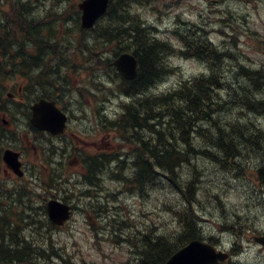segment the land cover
<instances>
[{
    "label": "trees",
    "instance_id": "1",
    "mask_svg": "<svg viewBox=\"0 0 264 264\" xmlns=\"http://www.w3.org/2000/svg\"><path fill=\"white\" fill-rule=\"evenodd\" d=\"M117 1L118 0H113V2H111L107 17L102 21L115 23L118 25L117 28L113 31L112 28H108L103 35L94 30L90 37V42L92 41L94 47H96L97 44H101L99 45L101 48H106V44H108L109 41L118 38L123 46L121 48L118 47L120 49L113 47L114 57L121 52H130L137 58V76L132 81L122 79V83L118 85L119 91H123V93L130 96L132 100L133 97H135V106L131 105L132 102L124 105L123 117L120 120L124 127L107 128L109 131H116L120 140L133 152L130 156V166L132 168V175L130 174L131 181L137 180L133 175L138 174H142L141 177L147 180V184L150 182L156 184L157 181L162 180V177H167L168 175L171 176V179L175 174V168H182L186 163H189V167L187 168H192L193 166H190L193 164L192 162L195 161L197 157L201 156H209L210 160L214 162L215 168H222L221 171L226 175H231L236 172V167L232 165V158L240 149L242 150V146L245 145L249 147L248 149L247 147L244 148L246 152H253L252 158H264L262 150L260 146H258L259 142L264 141V131L259 130L261 127L258 128V124L255 122L256 119L253 117L252 119L249 118L252 114L264 115V67H262L261 70H257V72H247L244 69L239 70L238 80L240 81L236 85L222 83L228 79L221 78V70L224 67L222 63L228 58L233 57V55L229 52L218 51L216 47H213L203 37H197L196 34L190 31L189 36L183 37V42L186 44L188 54L197 57L201 62H206L211 69L214 67L215 69L212 70V73L207 77H194L192 81L183 82L180 93L173 94V92L169 91V94L153 95L149 93V90L156 86L155 84L157 81H161L164 77L162 71V67H164L166 60L164 57L165 54L163 53L164 45L161 44L160 52H158L156 41L152 43L149 42L151 39L150 35L147 34L144 28L141 29L143 26L139 22L137 16L131 12L134 0H120L126 5V10L120 8L121 12H119V14H117L114 9ZM26 7L27 6L21 5L19 8V5H14L9 12H6L4 8L0 6V16L6 21L9 19H17V25L27 24L28 27H31L33 23L29 18L30 12ZM123 11L126 13L124 14ZM99 23L97 27L100 26ZM0 25H2V22H0ZM21 28L20 26L19 29ZM3 30L5 32L7 29L4 28ZM32 31L33 29L31 28L30 30H24V33L18 31V35H21L23 39L15 36L16 39H18H15L17 42L14 40L15 42L10 44L6 43L8 40H5L3 47L0 48V56H4L6 61L11 63L12 66L17 65L21 67L22 70H27V74L28 71H30V74H34L38 80H48L52 73H56L52 65L54 62H58V60L57 57L54 61L51 60L50 50L53 48L57 49V52H59L57 45H61V41L57 40L58 31L52 29L45 33L40 29L39 36L40 33L41 36L39 37V44L33 40H29V42L26 41L27 36H29ZM13 32L14 31L10 32L7 30L5 34L10 35V33ZM3 33L0 32V34ZM85 35L86 33H82V41ZM1 40L2 39H0V41ZM168 52L171 53V50L168 49ZM5 65V63H0V70L4 69ZM108 66L110 67V60ZM46 68H53L54 70L46 76L44 73ZM5 74L6 72L0 71V78H5ZM40 86L43 88L41 90H44V87L42 85ZM47 86L53 89L50 83ZM134 88L138 90L137 93H133ZM173 95H177L176 101L179 103V106L169 110L167 109L166 102H173ZM43 96L52 99L47 93L43 94ZM240 100L241 103L237 109H229L233 103L235 104ZM238 109L239 114L237 115L236 111ZM243 111H246L247 114H244ZM234 114L236 117L233 116ZM194 116L202 118L199 119L200 121L202 120L201 123L203 126L199 125L200 121L192 126L191 119H193ZM262 117L264 118V116ZM136 128L140 136L138 133L132 135ZM257 132H261L263 136L257 137L255 135ZM149 134V138L146 137ZM251 135L254 136L253 140ZM233 137L235 138L233 139ZM195 152L200 156L193 155ZM236 162L240 168L241 162ZM103 163L106 165L109 162L103 159ZM149 163H152V168L155 170H148ZM125 168L122 167L119 170L124 171L126 170ZM255 168H257V165ZM146 171H150L153 175L146 178L144 175ZM196 172L197 173L192 172L194 173L192 179H194L195 182L198 181L200 175L204 173L201 169H197ZM262 175L264 179V173H262ZM199 185L201 186V184ZM198 186L192 189L190 188L187 192L182 191L180 193L182 197L180 201H178L179 204L174 202V204L171 205H163L174 217L173 220L176 225L172 226V229L168 228L164 234H156L154 233L155 229L151 225L142 227L140 230L137 229L136 234L138 236L128 234V236L133 235V237L125 239L124 242L127 245H131L133 249V258L130 262L124 264H163L177 249L186 245L188 241L199 239L200 225L199 222H197L198 219L195 215V208L193 207L194 203L200 200L198 195L194 196ZM136 187L139 189L145 188V186L140 184ZM215 191L216 186L213 184L208 188L209 197L205 195L207 197V210L215 209L217 205L220 206L217 199L218 195L213 194ZM131 223L134 227L136 226L134 221H131ZM0 237L5 239L4 232L0 231ZM123 237H125L124 234ZM0 250L5 253L4 258L10 257L7 250L3 248H0ZM36 253H34L32 257H36ZM14 254L13 257H17L18 253L16 251H14ZM0 264L6 263L2 259Z\"/></svg>",
    "mask_w": 264,
    "mask_h": 264
},
{
    "label": "rangeland",
    "instance_id": "2",
    "mask_svg": "<svg viewBox=\"0 0 264 264\" xmlns=\"http://www.w3.org/2000/svg\"><path fill=\"white\" fill-rule=\"evenodd\" d=\"M29 1L33 5L32 9L27 8V10L30 12L29 18L33 23V24L31 23L32 26L28 27L27 24L26 25L19 24V25H14L12 28H9V31L12 29L11 31L14 32L21 31L22 33H24V30L25 31L30 30V28L33 29L31 34L27 36L26 41L29 42V40L30 41L33 40L37 44H39L40 41L39 37L41 36V33L39 36V30L41 29L46 33L49 32L53 26H58L59 24H60L59 25L60 32L63 28H70L74 31V33L75 30L78 29L75 23L76 16L74 13L76 12L77 5L81 3V0H21V4ZM165 1L167 3H170L171 7H173L168 15L169 18L166 17L163 20L165 24L167 23V21L172 22L174 16H176L177 13H182V17L187 23L201 24L203 21H205L206 23L215 20V23L213 24L212 27L219 28L221 26V23H219V19H218L219 16L216 17H213L215 15L211 16V10H215V11L221 10L225 14L229 13L233 21L236 20V17L243 18V20L239 23V25L236 26L235 29H227V31H229V34L232 35L231 37H228L229 39L226 38L225 41H222L220 37L214 34L211 37V41L213 43H216L217 45H220L221 47L219 48L223 50H226L228 46L225 47V43H228L229 47L231 48L230 51L235 56V58L234 57L228 58L226 61L222 63V66H224L223 69L221 70L222 75L223 73H226L227 70L229 69L235 71V68H238L241 65L244 68L247 67L248 69H250L251 67H258L262 63H264V0H254L246 4L243 3V1L238 2L236 0L235 1L229 0L226 1L223 5H220L219 7L215 6L213 3L211 4L209 0H165ZM15 2L16 0H6V1L4 0L2 1V5L4 6L3 8L7 10L9 9L8 3L13 4ZM148 10L150 9L149 8L143 9L141 12V17L145 18L147 23H152L154 22V19L151 16V14L146 13ZM50 11L54 12L56 15L61 17L53 16L50 13ZM60 11L62 14L60 13ZM20 26L22 27L21 29H19ZM244 29L249 30V32L247 33L248 35L244 33ZM0 32L3 33L4 30ZM63 37L66 38L64 31L61 32V36L58 38L60 39V41H62ZM15 39L16 37L9 38V40L6 41V43L11 44L12 42L18 40ZM4 43H5L4 39L0 41V48L3 47ZM170 64L175 68H178V71L172 75H168L167 78H164L163 86L155 90L156 92L169 88L173 85H177L181 80H191L192 77L200 75V73L206 70V67L204 65L202 66L199 62L192 59L185 60L180 58L179 59L172 58L170 60ZM63 71H61V74H63ZM86 72L87 70L82 72L84 75L76 72L75 73L67 72L66 79L69 81L71 86L74 87V89L77 88L78 90H80V95H83L85 93V91L89 87V84L92 87L98 88L99 89L98 91L95 90V95L98 101L103 100L106 103V106H108L107 114L111 116L112 115L111 113L113 111L119 113L121 111L120 104L124 102V99L119 97L120 94L114 92L111 95L104 88L100 86L99 87L96 86L93 83L94 76H90L91 72L88 71L87 74ZM44 73L46 76L50 74L46 70ZM61 74L52 73V75L48 80H40V81L37 80L36 85L45 86L50 83L51 86L53 87L55 85L54 82L60 81V78L62 77ZM230 74L233 76V73ZM96 82H98L97 77H96ZM102 83L108 87L113 85L111 83H108L106 79ZM8 85L14 89H17V84L16 86H13L11 83H9V81H5L4 86L8 87ZM40 87L35 89V92ZM45 89L48 92H51L52 90L48 87H46ZM7 93H9L7 89L2 92L0 91V95H1L0 105L3 108L9 107L14 109L15 106L13 105V102H9V103L7 102V98H6ZM56 95L58 97L57 101L60 104L59 106L60 108L64 110L67 109L70 115L71 114H73L74 116L79 115L77 113L78 109H76V106H80V104L84 101V96H80L78 95V93L73 95L71 93L66 92V89L64 90V96H60L58 94ZM37 96H39V93L32 94L30 96L31 99L29 97V93L23 95V97H26L28 100L30 99V102H32V99H35ZM18 100L19 98L18 99L16 98V102H15L16 104L19 102ZM88 102L90 101L88 100L87 103ZM14 111L17 114L16 116L18 117V123L16 124L14 123L12 127L11 126L4 127L0 122V151L4 146H8V145L15 147L17 150H22L21 154L23 156V162L25 167H28V169H27V175H25V177L21 179V181L18 184L30 182L32 179L31 178L32 174L35 173L34 168L36 167V178H37V182H39L37 184L38 196H36L39 202L38 206L43 207L45 205L43 199L48 198V196L52 194L51 191H56V195L58 197L57 199L60 200L63 199L66 202L70 201L71 202L70 204L75 206L73 215L69 220V222L66 224V226L58 231L56 230L55 232L47 233V235L41 233L42 242L45 238H51L54 249L59 250L61 255L68 253L69 254L68 258L70 259V263L72 264H121L126 262V260L129 258L130 255L129 248L124 244L120 245V242L118 240H115L114 236L117 234L119 235V232H118V227L114 226L113 223H111V218L113 215H111L110 219L108 220V223H110L112 227H108L107 220L105 219V217L102 218L100 214H98L96 219L89 218L90 214L82 211V209L84 208L83 204L86 201L84 200L78 201L74 199L67 200L63 198V195H68L69 193V192L67 194L62 193L63 190L60 189V185L63 182L64 178L62 176L61 180H59V178L55 177L56 175L61 174L60 172L56 173V170H59L60 168V166L58 165V156L60 155L59 153L61 152V150L59 149L58 152L55 153L56 152L55 149L53 151L55 156H52L51 154L52 149L49 145H45V144L42 145L33 140V144H34V153H33V148L29 143V138L25 135H22L24 132L27 135H29L27 127H24L25 121H23V119L21 118L22 115L24 114L23 111L26 110L14 109ZM1 114L2 112H0V119H1ZM79 120L80 119L75 120L74 127L72 128V132H70L75 136L76 139L66 136L63 143H68V145H71V143H75V144L79 143L80 149H82L84 153L88 155L93 154V152L95 151H99V149L108 151L114 147L113 145L114 141L112 140L113 136L102 130L101 126H99L100 123L90 124L88 126L86 124H81V121ZM261 123L264 124V120H261ZM12 133H16V135L13 136ZM17 136H19L18 139ZM61 148H63V146H61ZM127 158L128 155L124 158V160ZM198 161H199L198 165L201 167H196V168L198 170L201 169V171L204 172L206 175L208 173L207 171L211 169V166L209 165V163H206L204 160L199 159ZM34 163H35V167L33 166ZM65 163L66 166H69L70 168H69V174L67 173L66 175V178L68 180L67 185L64 184V186L65 188L66 186L74 187L81 178L80 177L81 167H78L76 165L75 160L61 162V164H63L64 166ZM1 171L2 168L0 167V194H5V192L1 188L6 189V191H10L12 180L10 175L8 177L4 176L1 174ZM49 173L52 175L54 181L55 179L58 180L57 181L58 184L56 185V188H53V190H50L48 188L49 185L52 183ZM211 181H209V183ZM118 183L119 182L114 180L111 183L105 184L106 190L103 191L102 197L104 195L107 196V194L115 193V191L119 190L121 187L120 184ZM231 183L232 184L230 185H222V188L217 189V191L213 192V194L218 195L217 199L219 201V204L222 205V202H224V206H226V207L223 206L224 207L223 212L225 216L229 214H230L229 216H234L236 214L239 217H241L239 224L240 226L242 222L244 223L246 222L247 223L246 225H249V227L253 228L255 231L264 230V225L260 224L261 222L260 210H262V207H260L259 199L258 200L249 199L251 201L248 202V199L246 200L245 198H243L242 194H237V192L235 191L236 188L243 187L244 185L242 186L241 183L236 182V180L232 181ZM252 186H254V184H252L251 187ZM150 187H151L150 191L149 189L147 191L151 192V195L146 199L140 197L138 198L136 196H131L129 194L127 196L121 197V199L124 200V206H121L120 209L124 211L127 216L131 213L134 215L137 227L152 225L154 228H156V231L158 233L164 234L166 233V230L175 223H173L174 220L171 216V213L163 207V202H166L167 200L176 203L177 200H174L173 197L169 195L168 190L165 189L161 190V188L167 189L169 187L166 183L160 182V183H156L155 185L151 184ZM80 190L81 189L79 190L76 189V191L78 192ZM251 193H252V188H251ZM36 197H34V199H36ZM232 197H234V199ZM34 199L31 198L28 200L32 203H35ZM234 201L236 202L234 203ZM238 201H240L241 203ZM9 202L12 203L14 206H17L19 209H22L23 203H25V202H22V204L20 202L13 203L11 200ZM225 204H227L228 206ZM239 206L242 207L239 208ZM250 206L251 207L256 206V208L252 207L253 208L252 210ZM258 206L260 209L258 208ZM35 208H39V207L35 206L34 209ZM256 209L258 210L256 211ZM33 211L34 210H32L29 214L32 215ZM210 211L212 214L208 218L212 219V221H210L209 223L206 222V224L204 225V228L206 232H208L209 236L217 234L218 228L217 226H214V222L220 221L218 219H220L219 217L221 216L220 209H216L214 211L210 209ZM241 212L243 213V215ZM12 215H17V214L13 212ZM108 215L109 213L107 212V219H108ZM114 217L115 219L119 218L118 216H114ZM125 223L128 222L125 221ZM20 225L21 223L19 222L16 224V226H20ZM26 227H27L26 232H28V226ZM132 237L133 235H129L124 238L128 239ZM249 237H250V233L246 234V239L242 238L241 240L236 239L234 235H223L221 238L222 242L220 244L223 248L225 247L227 249H230V247L233 246L234 238H235L236 241H238V245L240 248H242V252H243L242 256L235 258V261L239 260L241 264H246V263L264 264V252L261 251L262 249L254 247L253 243L249 244L250 241ZM60 248L63 251H61ZM55 263L63 264L62 260L55 261Z\"/></svg>",
    "mask_w": 264,
    "mask_h": 264
},
{
    "label": "bare ground",
    "instance_id": "3",
    "mask_svg": "<svg viewBox=\"0 0 264 264\" xmlns=\"http://www.w3.org/2000/svg\"><path fill=\"white\" fill-rule=\"evenodd\" d=\"M0 6L2 7L1 4H0ZM120 8L121 9H125L126 5L122 1L118 0L117 4H115V6H114L115 12L117 14H119V12H121ZM125 13L126 12H124V14ZM242 20H243V18L236 17V20L231 22L229 28L235 29L236 26L239 25V23ZM117 26L118 25L115 24V23L102 22V23H100V26H98L96 28L95 31H97L99 34L103 35V34L106 33L108 28H112V31H113L115 28H117ZM143 28H144L145 31H147V34H149L150 37H151L149 42L152 43L153 41H156V40H154L153 31L151 29H149V27L147 25L143 26L141 29H143ZM111 33H109V34H111ZM17 35H18L17 31H15L13 33H10V35L3 33V34H0V39L9 40V38H13V37H15ZM108 44H106L107 48L109 46H111V47H116V49H120L123 46L122 42H120L118 38L116 40L109 41ZM99 45H101V44H99ZM156 45H157L158 52H160L161 41L157 40L156 41ZM118 47H120V48H118ZM163 48H164L163 53L165 55H167L168 47L166 45H164ZM88 55H89V50L86 49V51H84L82 53L81 59L82 60H86ZM114 81L116 82V79H114ZM159 83H162V82L159 80V81H157V83L155 85L157 86ZM180 90H181V87L180 86H176L175 88H172L170 90V92H173V94H176V93H180L181 92ZM135 92L136 93L138 92V90L136 88H134V90H133V93H135ZM120 93L122 94L123 91L120 90ZM59 95L60 96H64L63 94H59ZM52 98H56L57 99L58 97L54 96L52 94ZM176 98H177V95H173V102H171L172 104L169 103V102L168 103L166 102L167 109L172 110L174 107H178L179 106V103H177ZM133 100L134 101H132L131 105L135 106L134 105L135 104V97H133ZM240 103H241V100L238 101L235 104L233 103V105L230 106L229 109H235V108L237 109L238 106L240 105ZM107 107L108 106H106V103L104 101H101V100H99V101L98 100H92V101H90L88 103H83L82 102L80 104V106H76V109H78L77 113L79 115H77V116L75 115L74 116L73 114H71L69 118L72 119V120H77L78 118H81L82 115H84L85 113H87V114L88 113H92L93 117L100 116L101 113H103V112L107 113V111H108ZM236 112H237V115H238L239 114V109ZM111 114H112L111 115L112 121L109 123L110 125H108L107 128L112 129L113 127H124V125L120 122V120L123 117V115L120 112L118 113L116 111H113ZM233 116H235V114ZM250 117H251V115H250ZM199 118H201V117L194 116V118L191 119L192 126H194L195 124H197L200 121ZM88 121H89V119L84 118L81 121V124H87ZM222 121H224V120H222ZM201 122H202V120L199 122V125L203 126ZM231 122H232V120H231ZM261 131H263V130H261ZM228 132H230V131H228ZM136 133H138V135L140 136L137 128L133 131L132 135H134ZM146 135H147V133H146ZM255 135L257 137H262L263 136V134L261 132H257ZM149 136H150V134L148 136H146V137L149 138ZM237 137H239V136H237ZM253 137L254 136L251 135L252 140H253ZM234 138L235 137H233V139ZM236 139H238V138H236ZM244 143H245V141H244ZM53 144H55V143H53ZM204 145H205V143H204ZM206 145H208V144H206ZM181 146H182V144H181ZM258 146H260V148L262 150V153H263L262 155H264V141L259 142ZM242 147H243L242 150L240 149L237 154L234 152L236 155H234L233 158H232L233 159L232 165H234L236 167V172L232 173L230 176H232L236 181L240 182L241 185L242 186L244 185V186L240 187V188H236V190L235 189L234 190L237 192V194H242L243 198H245L246 200L248 199V202L251 201L249 199H252V200L253 199H255V200L256 199L257 200L258 199H262V198H264V179H263V175H262V173H264V158H261V157L256 158L257 168L253 169V174H254V178L253 179H254V181H259V184H260L262 190H261L260 194L256 193L255 195H252V193H251L252 179L248 176L250 174H247L245 176V174H246L245 161L247 160L246 158L248 156H247L246 149H244V148L247 147V149H248L249 147L247 145L242 146ZM184 149H186V148H184ZM51 154H52V156H55L53 151H51ZM236 161H240L241 162V167L240 168L238 167V164H237ZM86 165H88V172L85 175V177L80 178L79 182L76 184V186H74V187H71V186L67 187L66 186V188L65 187L63 188L62 193H66L67 194L69 192L68 195H63L64 199H67V200L72 199L71 197H73V194L78 195V196L85 195V194L89 195V194H92V193L95 194V195H102L100 193H103V191L106 190L105 184L111 183V182L114 181L113 177H114L115 169H114L113 165H111L109 163L104 165L103 161H100V160H97V159H94V158H90V160H87ZM149 167H148V170L150 169V171H152L154 169V168H152V163H149ZM196 167H198V165ZM196 167L187 168L185 170H182L180 167L175 168V172H174L175 174L172 176V178L170 179V182L168 184L169 187L167 189L164 188L165 190H168L169 195L171 197H173V199L180 198V196H177V195H180V193L182 191L187 192L190 188L192 189L193 187L198 186L199 184H202V187L204 186L203 194H205V195H207L209 197L208 188L214 184V180H216V178L222 172L221 171L222 168L217 169V168L211 167V169L207 171L208 173L206 175H205V173L201 174L199 179H198V181L195 182L194 179H192V177L194 176V173H197L196 172L197 171ZM199 167H201V166H199ZM125 171H126V173L128 175H130V174L132 175V168H131L130 165L127 166ZM150 171H146L144 173L146 178H149V176L153 175V174H151ZM58 172H59V170H56V173H58ZM192 172H194V173H192ZM141 175L142 174L133 175V176H135L137 178V180L131 181V178H130L128 181H126L127 184H126V186L123 187L122 191L125 192V193H130V194H135V195H138V194L139 195H145V194H147L148 188L150 189L152 187V186L150 187V185L153 184V183L149 181L150 183L147 184L148 183L147 180L144 177H141ZM31 178H32L31 181L28 182V183H21V184L11 183L10 191H6V189L1 188L5 192V194H0V201L1 202L6 201V200H9V201L11 200L13 203H16V202H21V203L25 202V203H23L22 209L16 208L14 206L0 207V231L4 232V234H5V237H4L5 239L0 237V248H3L5 250H7L8 253L10 254V257L4 258L5 253H3L2 250H0V263H1V260L3 259V261L6 264H56L55 261H58V260H62L63 264H72V263H70V259L68 258V256H69L68 253H66L64 255H61L59 250L54 249L51 238H45L43 240V242H42L41 233L44 234V235L45 234L47 235V233L55 232V230L53 228L54 224H51V222L49 221L46 213H44L45 211H44L43 207L38 206L39 204H37V203H32V202L27 200V199H31V198L34 199V197L38 196L37 184L39 182H37L36 173H33ZM211 180H213V181H211ZM55 181H53V184L49 185V187H48L49 189L53 190V188L56 187V185L58 184V182H57L58 180L55 179ZM209 181H211V182L209 183ZM220 183H221V188H222V185H227V183H225V181H221ZM138 184H140L142 186H145V188L144 189H139L138 187H136V186H138ZM76 189H78V190L81 189V190L78 192V191H76ZM51 192H52V194L50 196H48V198L43 199V202L45 204L50 202V200H57L58 197L56 195V191H51ZM232 198L234 199V197H232ZM47 199H50V200H47ZM241 200H242V198H241ZM206 202H207L206 197H203V199H200L199 201H197V203L195 202L194 203V208L196 209V211L201 210V209H205L206 206H207ZM235 202L236 201H234V203ZM238 202H240V201H238ZM225 205H227V204H225ZM238 205H239V203H238ZM35 206L39 207V208H35L34 209ZM233 206H234V204H233ZM217 207H218L217 209H220V211H221V213H220L221 216L219 217L220 219H218L220 221L214 222V226H217V228H218L217 229L218 230L217 234L209 236L208 232H206L205 228H203L204 232L202 231V228H200L199 229V231H200L199 239H192L191 241H197V242L202 241V242H207L209 244H211V243L220 244L222 242L221 238H222L223 235H234V233L237 232V230H239L240 220L239 219H233V220L229 219L227 221V223H223L222 221H224V218L226 216H225L221 206L217 205ZM241 207L239 206V208H241ZM252 207H251L252 210H253V208H256V206L253 207V208ZM260 207H261V205H260ZM234 208H235V206H234ZM244 208H245V206H244ZM258 208H259V206H258ZM246 209H247V207H246ZM32 210H34V211H33L32 215H31L29 213ZM252 210H251V212H252ZM257 210L258 209H256V211ZM13 212L15 214H17V215H12ZM253 212H255V211H253ZM246 214H247V212H246ZM242 215H243V213H242ZM249 215H250V213H249ZM171 216L174 219L173 215H171ZM20 219H21V225L20 226H16V222H18ZM170 222H172V221H170ZM247 222H249V221H247ZM173 223H175V222L173 221ZM25 225L28 226V232H26L27 227ZM166 225H167V223H166ZM175 225L176 224H173L172 226H175ZM241 225H242V223H241ZM130 226H131L130 224L125 225L124 234L126 236H128V234H133V233L137 232L136 229H134L132 226L131 227ZM110 235H113V234H110ZM26 239H27V241H26ZM120 245H121V243H120ZM60 250H61V248H60ZM14 251H16L18 253L17 257H13L15 255ZM61 251H63V250H61ZM34 253L37 254L36 257H32V255H34ZM232 263L235 264L236 261L235 262L233 261Z\"/></svg>",
    "mask_w": 264,
    "mask_h": 264
},
{
    "label": "water",
    "instance_id": "4",
    "mask_svg": "<svg viewBox=\"0 0 264 264\" xmlns=\"http://www.w3.org/2000/svg\"><path fill=\"white\" fill-rule=\"evenodd\" d=\"M107 0H84L79 6L82 11L83 27H91L96 18L103 14L107 7ZM114 65L117 70L128 78H133L136 74L135 59L122 54ZM33 123L41 130L54 133L62 132L63 116L59 113L54 103H49L41 100L34 107ZM37 112H39V120H37ZM47 213L50 220L54 224L61 225L63 221L69 218L68 207L59 202L48 203ZM257 241L264 246V238H257ZM226 258L225 254L215 253L214 249L202 242L192 241L187 247L176 252L165 264H218V261H223Z\"/></svg>",
    "mask_w": 264,
    "mask_h": 264
},
{
    "label": "flooded vegetation",
    "instance_id": "5",
    "mask_svg": "<svg viewBox=\"0 0 264 264\" xmlns=\"http://www.w3.org/2000/svg\"><path fill=\"white\" fill-rule=\"evenodd\" d=\"M30 108V107H29ZM30 121V132H31V144H32V147H33V151H34V144H33V132H32V123H31V110H29V119Z\"/></svg>",
    "mask_w": 264,
    "mask_h": 264
}]
</instances>
